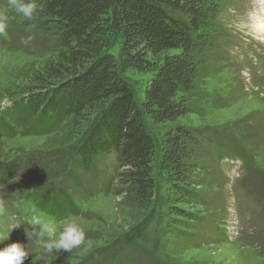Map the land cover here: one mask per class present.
Returning <instances> with one entry per match:
<instances>
[{
	"label": "rangeland",
	"instance_id": "374dc122",
	"mask_svg": "<svg viewBox=\"0 0 264 264\" xmlns=\"http://www.w3.org/2000/svg\"><path fill=\"white\" fill-rule=\"evenodd\" d=\"M219 4L223 40L199 56L195 85L181 94L190 113L178 121L206 133L228 135L211 149L205 144L195 149L194 158L201 166L194 173L192 189L202 202L176 204L202 217V227L171 212L174 204L168 200L170 186L160 171V155L153 205L133 217L126 199L116 194L118 182L111 185V193L105 192L116 168L113 158L99 159L90 174L76 167L82 133L70 135L61 129L31 134V123L22 126L18 115H3L17 99L19 87L30 82L28 73L61 49L58 36L34 19L8 14L7 28L0 33V117L9 131L0 135V230L22 225L0 248L16 241L27 245L25 229L32 226L25 221L32 217L59 224L72 216L81 222L84 244L48 255L30 241L23 264H98L110 262L112 255L115 264H264V27L258 25V18H264V0H219ZM5 6L7 0H0V9ZM29 36L31 40L25 42ZM120 45L116 38L109 52L117 56ZM151 75L127 72L138 101L143 100ZM146 122L158 145L169 125ZM237 146L238 152L233 151ZM238 153L244 157L238 156L237 162ZM39 184H46L39 195L23 198ZM60 193L70 197L65 209L78 213L70 210L67 216L54 218L42 210L50 209L51 198ZM217 227L224 235L217 234Z\"/></svg>",
	"mask_w": 264,
	"mask_h": 264
},
{
	"label": "trees",
	"instance_id": "16d2710c",
	"mask_svg": "<svg viewBox=\"0 0 264 264\" xmlns=\"http://www.w3.org/2000/svg\"><path fill=\"white\" fill-rule=\"evenodd\" d=\"M37 3L34 22L57 35L61 49L28 73L30 82L19 87L17 99L3 115H18L22 126L31 123V134L48 135L61 129L70 135L82 133L76 167L90 174L99 159L113 158L116 168L106 181L105 192L111 193V185L118 182L116 194L126 199L133 217L147 213L153 205L155 163L160 155V171L170 186L168 200L174 204L175 211L171 212L202 227V217L176 204L202 202L192 189L194 173L201 166L194 158L195 149L204 144L211 149L216 141H226L228 135L206 133L178 121L190 113L181 94L189 93L195 85L199 56L213 51L223 40L219 0ZM116 38L121 39V45L114 56L108 49ZM130 70L152 74L142 101L136 99L126 77ZM146 119L169 125L158 145ZM6 128L1 116L0 135L9 134ZM238 156L244 157L238 153L236 161ZM45 186H34L23 198L32 199ZM69 199L67 194H54L50 209L42 210L54 218H63L70 210L75 215L77 209H65ZM216 231L224 235L220 227ZM114 258L112 255L110 262L98 264H115Z\"/></svg>",
	"mask_w": 264,
	"mask_h": 264
},
{
	"label": "clouds",
	"instance_id": "9594fccd",
	"mask_svg": "<svg viewBox=\"0 0 264 264\" xmlns=\"http://www.w3.org/2000/svg\"><path fill=\"white\" fill-rule=\"evenodd\" d=\"M39 5L37 0H7V6L0 9V33L7 28L9 13L27 20H32L38 14ZM31 40V36L25 42ZM3 202H0V209ZM32 228L25 229L28 241L35 242L43 253L52 255L61 250L71 252L74 248H79L85 243V234L81 227V222L72 216L63 219L59 224L54 219H44L32 217L30 221H25ZM23 222V223H25ZM14 224L10 229L0 230V243L9 239L14 228L21 226ZM29 242L27 245L19 241L6 244L0 248V264H23L28 258Z\"/></svg>",
	"mask_w": 264,
	"mask_h": 264
},
{
	"label": "bare ground",
	"instance_id": "6f19581e",
	"mask_svg": "<svg viewBox=\"0 0 264 264\" xmlns=\"http://www.w3.org/2000/svg\"><path fill=\"white\" fill-rule=\"evenodd\" d=\"M262 11H263V10H262ZM263 15H264V14H263ZM263 21H264V18L260 16V17L258 18V25H262V26L264 27V23H263ZM256 23H257V22H256ZM258 25H257V26H258ZM257 28H258V27H257Z\"/></svg>",
	"mask_w": 264,
	"mask_h": 264
}]
</instances>
